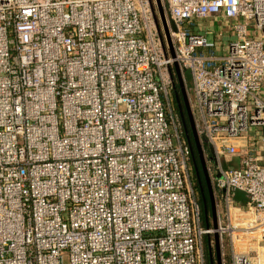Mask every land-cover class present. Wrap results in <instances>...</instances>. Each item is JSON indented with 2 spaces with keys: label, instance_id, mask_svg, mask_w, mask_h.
<instances>
[{
  "label": "built area",
  "instance_id": "built-area-1",
  "mask_svg": "<svg viewBox=\"0 0 264 264\" xmlns=\"http://www.w3.org/2000/svg\"><path fill=\"white\" fill-rule=\"evenodd\" d=\"M160 2L174 57L155 0H0V264H206V237L212 264L215 235L231 264H264V0ZM211 18L227 45L193 32ZM175 64L214 163L216 228L176 125Z\"/></svg>",
  "mask_w": 264,
  "mask_h": 264
},
{
  "label": "rangeland",
  "instance_id": "rangeland-1",
  "mask_svg": "<svg viewBox=\"0 0 264 264\" xmlns=\"http://www.w3.org/2000/svg\"><path fill=\"white\" fill-rule=\"evenodd\" d=\"M155 3L157 6L156 0H155ZM208 30L211 33L207 34ZM230 31H231V29H230L228 24L227 25L223 24L222 21H219V20H216L213 18L205 20V21H199L195 25V27H193L194 33L199 34V35H203V36H207V39L209 41H212V42L217 40L218 37L222 38L224 40V44H226V45H227V42L229 41V39L231 37ZM183 79H184L186 93H187V97H188V105H189L190 111L193 114V110L191 109L190 104H191V101H193V99H194L195 93H194V84H193L191 72L190 71H184L183 72ZM180 98H181V101H180L181 104L180 105H178L176 99H174L173 111H174V116H175L176 121H177L176 125L178 127V130L180 131V134L182 132V138L186 142H190V144L193 146L194 150L196 151L194 141H193V137L190 138L191 141L188 140V136L189 137L192 136V133H191V128H190L187 112H186V109L184 106L183 98H182V96H180ZM186 131L188 132V136L184 135L186 133ZM190 133H191V135H190ZM213 167H214L213 162H210V164H208L206 162V169H207L208 176H209V170L210 169L212 170ZM190 169H191L190 173H191V179H192V183H193V187H194L193 190L195 193L196 201L200 207V210L203 213V212H205L203 195H202L200 188H199V184H198L199 181H198L196 170L193 166V162H191V164H190ZM203 180H202V182L205 181V180L204 181ZM204 185H206V182H204ZM211 187H212V191H213V195H214V202H215V208H216V218H217V225H218L220 217H222L223 220L225 221L224 206L221 204L220 194L214 190L212 184H211ZM205 192H206V198L208 200V203L210 204L209 193L207 190H205ZM235 200H236V202H239L240 204L244 205L246 202V196L243 194H237ZM208 211H209L208 212L209 225H207L206 223L203 222V226L204 227L209 226V227L215 228L211 208H208ZM223 220H222V222L224 223ZM218 238H219V236H218ZM208 240H209L208 237H206L205 242H204V252H205L206 264H209V261H210V256H209L210 252H208L209 251ZM211 240L214 242V245H216L215 244V238L212 237ZM223 244H220V242H219L222 264H231V250H230V246H229L230 245L229 239L227 237H224V243ZM212 252H213L212 259L214 258V262H215V264H217L216 250L212 249Z\"/></svg>",
  "mask_w": 264,
  "mask_h": 264
},
{
  "label": "water",
  "instance_id": "water-1",
  "mask_svg": "<svg viewBox=\"0 0 264 264\" xmlns=\"http://www.w3.org/2000/svg\"><path fill=\"white\" fill-rule=\"evenodd\" d=\"M157 1V5H158V9H159V14L163 23V27H164V31L166 33V41L168 46L170 47V51L172 54V57H174V53H173V49H172V43H171V39L168 33V28H167V24L165 21V16H164V9L161 5L160 0H156ZM175 73L177 76V82H178V89L180 90V94L183 98L184 101V106L187 112V116H188V120H189V124H190V128H191V133H192V137H193V141H194V145L196 148V152L200 158V161L202 163V167H203V174L205 177V181H206V185L208 187V191H209V198H210V205H211V212L213 215V219H214V227H217V218H216V208H215V202H214V195H213V191H212V187H211V183H210V179L207 173V169H206V161H205V157H204V153H203V146L201 144V141L198 137L196 128H195V122H194V117L192 112L190 111L189 105H188V97H187V93H186V88H185V83H184V79L181 73V69L179 67V65L175 64ZM178 93L176 92V98H177V103L178 105H180V101H179V97H178ZM181 107V106H180ZM188 140H190V137L188 136ZM194 152V150H193ZM194 155V154H193ZM197 175L199 177V172L197 171ZM206 210V208H205ZM206 215V224L209 225V217H208V211L206 210L205 212ZM209 227V226H208ZM215 238V250H216V258H217V264H222V259H221V253H220V246H219V238L218 235L214 236ZM212 264H214V261H212Z\"/></svg>",
  "mask_w": 264,
  "mask_h": 264
},
{
  "label": "flooded vegetation",
  "instance_id": "flooded-vegetation-1",
  "mask_svg": "<svg viewBox=\"0 0 264 264\" xmlns=\"http://www.w3.org/2000/svg\"><path fill=\"white\" fill-rule=\"evenodd\" d=\"M180 91V90H179ZM180 93V92H179ZM180 96H181V94H180ZM180 96L178 95V97H179V101H181V98H180ZM175 99H176V101H177V98L175 97ZM181 104V103H180ZM193 160H195V163H196V161H198V163H199V166L197 167V165H196V167H195V170H196V173H197V171L199 172V177H198V175H197V177H198V181H199V188H200V191H201V193H202V195H203V201H204V208H206V210L208 211V208H211V205L208 203V200H207V198H206V192H205V190H207L208 191V187H207V185H204V182H206V181H204L205 180V177H204V174H203V167H202V163H201V161H200V158H199V156H198V154H197V152L194 150V152H193ZM201 173V174H200ZM203 176V177H202ZM204 180H203V179ZM202 180L204 181V182H202ZM208 193H209V191H208ZM205 210V209H204ZM206 210H205V212H206ZM209 212V211H208Z\"/></svg>",
  "mask_w": 264,
  "mask_h": 264
},
{
  "label": "trees",
  "instance_id": "trees-1",
  "mask_svg": "<svg viewBox=\"0 0 264 264\" xmlns=\"http://www.w3.org/2000/svg\"><path fill=\"white\" fill-rule=\"evenodd\" d=\"M177 92H178V94H179V96H180V91H179V89L177 88ZM185 136H188V132L186 131V133L184 134ZM190 135H191V133H190ZM192 136H190V138H191ZM193 147V146H192ZM193 150H194V148H193ZM193 162V166H194V168L196 167V165H197V167L199 166V163H198V161H196V163H195V160H193L192 161ZM203 214H204V216H203V219H205V221H204V223H206V215H205V212H203ZM209 222V221H208ZM209 242V241H208ZM208 252H210V251H208ZM209 264H211V262L209 261Z\"/></svg>",
  "mask_w": 264,
  "mask_h": 264
}]
</instances>
